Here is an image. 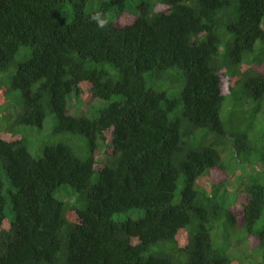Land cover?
Listing matches in <instances>:
<instances>
[{"label":"trees","instance_id":"trees-1","mask_svg":"<svg viewBox=\"0 0 264 264\" xmlns=\"http://www.w3.org/2000/svg\"><path fill=\"white\" fill-rule=\"evenodd\" d=\"M255 100L264 0H0V264H264Z\"/></svg>","mask_w":264,"mask_h":264},{"label":"rangeland","instance_id":"rangeland-1","mask_svg":"<svg viewBox=\"0 0 264 264\" xmlns=\"http://www.w3.org/2000/svg\"><path fill=\"white\" fill-rule=\"evenodd\" d=\"M69 19H71V18H69ZM25 50H26L25 47H21L20 52L17 55V62L24 61L27 58V54L24 53ZM15 70H16V65H13L7 71H4V72L5 73L7 72V74H12L13 75ZM180 74L181 73H179V75ZM176 78L177 79L175 81H176V83L178 85L180 84L178 81H180L182 84L185 81L184 76H183L184 79L181 76H176ZM235 81L236 80L232 81V83L234 84ZM9 84H11V77L9 79ZM182 84H180V86ZM14 94L21 95V97H22L21 91L18 90V89H14ZM256 102H257V106L261 107L260 111H261L262 116H261V121H259V120L257 121V124H256L255 128L259 132V134L261 135V134H264V103L260 104V103H258V101H256ZM100 103H101V100L93 94V91L85 90V91L81 92L80 94H78L76 97L73 96V98H71V101L69 103V113L78 114V113H84V112H91L92 109H94V107H96ZM254 108H256V107H254ZM238 110L239 111L242 110V112H245V114H251V112H246L242 107H240ZM2 112L3 113H8V114H13V112L10 109V107H6V106L4 107ZM221 114H222V118L224 120L225 119L224 110H222ZM238 118H240L239 113H238V115H236L233 118V120L237 121ZM57 123H58L57 115L51 114L44 121L42 126H39V125H28V124H18L15 121H12L11 125L14 124V127L16 129L22 130L21 133L26 135L27 138H28L27 139V143H28V146H29L30 150L33 153H35L36 155H41V154H43V148L46 145L57 143L59 141V139H52L53 130H54V128H55ZM244 124H245L244 127H246L249 123H244ZM251 161H253V160L251 159ZM253 171H256V170L253 168ZM218 178H219L218 179V182H219L220 181V176ZM206 179H207L206 180L207 182H210V179H208V178H206ZM247 180H246V182H247ZM66 188H69V187L63 186L61 188V190H59L57 192V196L60 197V198H63L62 196L66 197L67 195L65 193L64 194L62 193V192H66L64 190ZM5 192L8 193V191H5ZM71 193H67L68 194V198L72 197L74 199V201L79 206H82V208L85 207V203L82 204V201H80L81 199L78 198L79 195L77 193H73V191H71ZM240 196H241V201H244L247 198V194L244 191L240 192ZM76 198H78V200H75ZM241 201H240V203H241ZM6 213H7V216H11V217L14 216V214H15L14 209H13V203L10 200L7 203V206H6ZM129 214L134 216V217L139 216V214H137L135 212H131L130 213V211H127V212H122V213L116 214L115 217L118 218V219H125V218H127L129 216ZM241 236L243 238L242 233H241ZM241 255H242V252L239 251L237 253V256L239 257Z\"/></svg>","mask_w":264,"mask_h":264},{"label":"clouds","instance_id":"clouds-1","mask_svg":"<svg viewBox=\"0 0 264 264\" xmlns=\"http://www.w3.org/2000/svg\"><path fill=\"white\" fill-rule=\"evenodd\" d=\"M11 217V216H10Z\"/></svg>","mask_w":264,"mask_h":264}]
</instances>
